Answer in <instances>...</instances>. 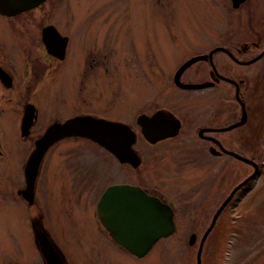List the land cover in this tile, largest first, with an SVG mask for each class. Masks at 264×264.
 I'll return each instance as SVG.
<instances>
[{
	"label": "rangeland",
	"instance_id": "1",
	"mask_svg": "<svg viewBox=\"0 0 264 264\" xmlns=\"http://www.w3.org/2000/svg\"><path fill=\"white\" fill-rule=\"evenodd\" d=\"M47 5L54 11V22L61 27L65 22H71L78 34L69 58L72 73L80 69L83 56L88 57V60L84 59L88 63L87 73H84L87 78L84 83L88 90L87 109L93 112L101 109L133 128L138 111L149 112L162 107L181 116L184 112L192 113L225 100L236 105L234 92L224 89L218 93L181 90L173 87L169 79L181 62L215 47L245 43L240 52L235 53L246 58L258 51V47L251 46L252 40H261L260 45L264 43L259 35V31H264V0H247L239 8H233L231 0H48ZM4 21L0 17V41L8 47L12 44L15 47L16 41L1 29V26L5 28ZM99 57L101 66L90 67L89 62L93 59L97 62ZM215 58H224L223 53L217 51ZM235 68L247 71L242 75L247 81L243 99L251 107V112L245 126L227 130L223 136L233 137L242 132L246 135L245 148L264 147V59L244 66L236 65ZM205 70V62L198 60L189 65L186 73L188 76H202ZM77 74L81 76L80 71ZM44 91H49V88ZM1 132L6 152L0 157V188L23 181L21 164L27 154L19 138L11 135L7 124ZM68 145H71V151L75 148L81 151L72 165L78 162L89 170H101L104 174L101 176L102 185L107 186L111 181L132 184L137 174L144 175L149 169L154 183L178 205L177 235H184L194 222L186 214L208 209L209 213L196 222L200 234H203L231 186L254 171L247 163L225 156L221 158L223 161L204 163L196 155L194 145H173V148L165 145L161 159L153 162L150 168L143 160L134 171L131 166L93 148L86 140L73 139L68 144L56 146L44 163L48 165L46 174L53 188L48 201L50 214L59 221L64 218L63 208L71 205L74 212H80L83 214L81 217L90 222L97 197L96 190H90L82 198L87 200L86 203L82 202L78 209L72 200L61 201L59 194L54 192L69 180L68 175L71 174H66L62 165L66 164L63 152ZM246 158L259 162L260 173L252 176L255 178L245 198L239 204L233 201L220 214L214 227L216 230L207 240L203 253L205 264H264V151L260 157L247 155ZM89 180L95 179L90 177ZM210 191H215L212 199L208 198ZM2 196L0 190V264H41L34 258V249L16 247L15 236H25L26 230L22 229L20 209L15 208V212L9 215L10 210L2 204ZM83 229L86 235L87 229ZM8 230L14 237L11 234L10 237ZM70 235L75 237L72 232ZM170 242V238H161L142 263L151 264L158 256L167 264H178L176 254L164 250ZM77 245L78 242L73 240L71 251H78Z\"/></svg>",
	"mask_w": 264,
	"mask_h": 264
},
{
	"label": "flooded vegetation",
	"instance_id": "2",
	"mask_svg": "<svg viewBox=\"0 0 264 264\" xmlns=\"http://www.w3.org/2000/svg\"><path fill=\"white\" fill-rule=\"evenodd\" d=\"M47 2L48 0H45L32 9L14 15L0 13V17L5 20V28L1 26V29L5 33H9V36L16 41L15 47L13 44L11 47H8L0 41V157H3L6 152V148L1 141V128L4 124H7L12 133L11 135L17 136L24 146L25 151H27L24 163L21 164L22 171L24 170L28 156L35 147L36 141L53 123H63L67 119L78 115H91L126 124L115 115L104 113L101 109L100 112H93L87 109L88 90L84 85L87 79L84 73H87L88 63L85 60H88V57L83 56V63L80 69H76V73L73 72V74L69 58L72 54L75 35L78 34H76L74 27L70 24L71 22H65L64 27H61L54 22V19L52 20L54 11L47 5ZM259 35L264 39V31H259ZM44 39L49 43V49L46 47ZM260 41H251V46L258 47V51L246 58L235 53V51L239 53L242 45L245 43L237 42L233 46H218L227 50L221 51L224 56L222 59L215 58L217 51L211 55H209L211 50L207 53L200 54L206 56L204 59H201L207 66L204 75L197 74V76H188L189 73H186V70L189 66H187L179 76V81L183 84H201L197 88L198 90L218 93L224 89L226 92H234L233 96L236 105H232L231 101L225 100L224 103L219 102V104H212L206 108H199L193 110L192 113L184 112L181 116L162 107L155 108L149 112H136L134 116L135 128L128 124L126 125L134 132L132 149L138 156L140 162L137 166L131 165L130 163L121 164H127L132 167V170L137 171L142 161L145 160L147 167L150 168L153 162L158 158L161 159V155L165 154L163 150L165 145H171V147L173 145L176 147L194 145L196 147V155L204 163L223 161L221 160L223 156L239 160L233 153L240 157H246L247 155L260 157L263 154L264 147L245 148L243 146V142L246 139L244 138L246 136L245 134L241 132L240 135L236 133L233 137L223 136L227 131L221 130L239 122L243 114L245 115L244 123L234 128L238 130L248 122L251 107L243 99L247 81L242 77L247 71L245 69L236 70L235 66H244L264 59V43L260 45ZM193 57L195 56L189 57L176 67L175 72L169 79L173 87L181 90H190L178 86L174 80V76L179 67ZM100 61V57L97 62L93 59L89 62L91 64L89 65L94 69L95 67L101 66ZM78 71L81 72L80 77L77 76ZM65 82L69 84L67 85ZM47 88H49V91H44ZM236 91L239 94L240 100H237L235 97ZM158 110L171 113L179 120L180 126L175 135L165 137L155 143H150L143 136L137 119L142 114L151 116ZM131 116L132 109L130 111ZM167 117L170 120L164 119L160 125L164 131L170 132L172 130L173 118L170 116ZM77 138L86 140L87 144L90 143L93 148L106 152L119 162L110 151L86 137H64L54 142L45 152L38 167L33 194H31L32 202H29L28 198L24 196V190L26 188L24 173L22 182H13V184H7L0 188L3 192L2 204L10 210L9 215L15 212V208L20 209L19 216L21 215L22 219V229L24 231L26 230L25 236L21 234L15 236L16 247L34 249L36 252L34 258H37L41 264H143L142 259L149 254L156 243L146 255L137 257L115 243L97 217L96 207L101 194L108 186L120 183L111 181L107 186L102 185L101 176L104 174L101 170L99 172L95 168L89 170L88 167L79 165L78 160L76 161V165H72L73 160L78 158L81 151L76 148L71 151V145L64 148L63 157L66 164H62L64 169L66 168V174L71 172L68 175L69 180L60 184L57 189H54V192L59 194L58 196H60L61 201L65 200L69 202L72 200L73 204L75 203L79 209V206L83 204L82 202L86 203L87 201L82 199L83 196L90 190H96L95 212L92 214L94 218L92 217L91 221L88 222L85 217H81L83 214L74 212L71 205L63 208L64 213H62V216L64 218L60 219V221L51 217L48 201L53 193V188L46 174L48 165H44V163L48 154L56 146L68 144V142H72L73 139ZM206 159H208V162ZM250 160L258 166L256 175H254L257 176L260 173L261 166L258 161ZM247 164L253 171L254 166L249 163ZM54 171L56 172L57 170ZM42 175L43 181L40 182ZM249 175L247 174L243 180L249 177ZM90 177H93L95 180L90 181ZM254 178H249L248 181L234 191L220 211L213 227L206 235L207 228L218 208L215 209L211 221L203 234H200L196 222L202 216L209 213L207 212L208 209L203 212L186 214L194 222L188 230L184 231V235H177L179 231L177 224L179 218L178 205L162 192L157 183H154V179L149 175V169H147V173L144 175L141 173L137 174L132 185L141 188L146 194L158 198L161 202L166 203L172 208L174 232L170 236L165 237L166 239L170 238L171 242L165 245L164 250L174 252L178 264H197V253L201 249L200 264H205L203 261V253L205 247H207V240L212 237L213 232L216 230L214 227L217 224L220 214L233 201L239 204L245 198ZM243 180L231 186L229 192L221 200L220 205ZM209 194H212V196H209ZM209 194L208 198L212 199L215 191H210ZM83 227L87 229L86 235H84ZM70 232L75 235L74 238L72 237L73 235L69 236ZM8 234L10 235L11 231ZM11 235L14 237V234ZM192 236L193 240L190 243L189 241ZM73 240L78 242L77 247L79 250L75 252L71 251ZM193 255H195V261L193 260ZM157 259L158 256L156 261L151 264H167L164 260ZM9 264L22 263L10 262Z\"/></svg>",
	"mask_w": 264,
	"mask_h": 264
},
{
	"label": "water",
	"instance_id": "3",
	"mask_svg": "<svg viewBox=\"0 0 264 264\" xmlns=\"http://www.w3.org/2000/svg\"><path fill=\"white\" fill-rule=\"evenodd\" d=\"M45 0H0V13L14 15L16 13L32 9ZM245 0H231V6L238 8ZM46 47L49 43L44 39ZM216 51H227L225 48L217 47L209 52V55ZM205 55L195 56L184 62L177 70L174 80L178 86L186 89H197L201 84H183L179 81L181 72L191 63L204 59ZM253 61V60H251ZM249 61V62H251ZM247 62V63H249ZM235 97L240 100L236 91ZM168 114V115H167ZM172 117V130L164 131L160 123L170 120ZM245 115L235 124L229 125L221 130L227 131L243 124ZM137 123L141 127L143 136L150 142L175 135L179 130V120L171 113L162 110L156 111L153 115L142 114L138 117ZM86 137L96 142L101 147L110 151L120 163H130L137 166L140 162L138 156L132 149L134 142V132L130 127L121 122L109 121L91 115H78L67 119L63 123L51 124L36 141L35 147L30 153L23 170L26 188L24 196L32 202L34 182L38 172V167L47 149L57 140L64 137ZM1 152V151H0ZM233 155L254 166L253 173L239 183L224 200L214 214L212 221L207 228L205 235L213 227L220 211L230 199L234 191L251 178L258 166L246 157ZM97 217L110 238L122 246L128 252L143 257L151 247L161 238L168 237L174 232V221L172 208L158 198L146 194L141 188L127 184H112L101 194L97 202ZM204 235V236H205ZM193 236L190 239L192 243ZM201 249L197 253V264H200Z\"/></svg>",
	"mask_w": 264,
	"mask_h": 264
},
{
	"label": "trees",
	"instance_id": "4",
	"mask_svg": "<svg viewBox=\"0 0 264 264\" xmlns=\"http://www.w3.org/2000/svg\"><path fill=\"white\" fill-rule=\"evenodd\" d=\"M261 168V167H260Z\"/></svg>",
	"mask_w": 264,
	"mask_h": 264
}]
</instances>
